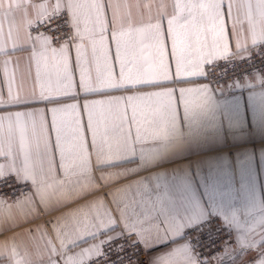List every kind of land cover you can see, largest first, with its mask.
Wrapping results in <instances>:
<instances>
[{
  "label": "snow or ice",
  "instance_id": "6c2138e0",
  "mask_svg": "<svg viewBox=\"0 0 264 264\" xmlns=\"http://www.w3.org/2000/svg\"><path fill=\"white\" fill-rule=\"evenodd\" d=\"M257 57L264 0H0V235L22 229L0 240V264H205L206 222H157L106 169L211 87L177 100L168 85ZM231 223L240 247L264 244V214Z\"/></svg>",
  "mask_w": 264,
  "mask_h": 264
},
{
  "label": "crops",
  "instance_id": "0c3cea01",
  "mask_svg": "<svg viewBox=\"0 0 264 264\" xmlns=\"http://www.w3.org/2000/svg\"><path fill=\"white\" fill-rule=\"evenodd\" d=\"M230 46L234 49V41ZM206 67L203 77H185L168 86L176 88L178 100L180 88L209 84L208 100L188 111L178 103V114L168 122L164 135L108 162L106 172L118 173L117 181L110 183L139 190L157 222L170 218L191 226L220 216L233 230L236 242L213 264H257L264 256V244L257 240L251 249L240 247V232L231 216L256 219L264 214V75L214 86L206 79ZM134 91L113 94L132 95ZM132 130L134 135V126ZM13 231L0 235V240ZM21 245L22 251H32L27 238ZM165 250L164 246L157 249Z\"/></svg>",
  "mask_w": 264,
  "mask_h": 264
},
{
  "label": "built area",
  "instance_id": "2783aa9c",
  "mask_svg": "<svg viewBox=\"0 0 264 264\" xmlns=\"http://www.w3.org/2000/svg\"><path fill=\"white\" fill-rule=\"evenodd\" d=\"M257 74L264 75V58L257 57L234 65L219 60L215 62V67L212 65L206 67V79L214 86L234 84ZM8 192L9 189L3 190L4 194ZM202 222L206 223L195 233V240L199 245L200 254L206 258L205 264H208L209 259L214 262L229 247L233 246L236 238L233 230L218 215H212Z\"/></svg>",
  "mask_w": 264,
  "mask_h": 264
}]
</instances>
